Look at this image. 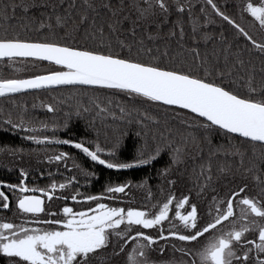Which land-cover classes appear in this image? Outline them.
<instances>
[{
    "label": "snow or ice",
    "instance_id": "1",
    "mask_svg": "<svg viewBox=\"0 0 264 264\" xmlns=\"http://www.w3.org/2000/svg\"><path fill=\"white\" fill-rule=\"evenodd\" d=\"M207 3L220 17L232 24L239 34L264 52V43L258 44L240 23L227 16L213 0H207ZM11 7L15 9L16 5L13 4ZM52 7L55 9L57 5L53 4ZM74 7L76 5L73 0H69L67 11L55 17L57 25L67 27ZM129 7L132 11H125ZM176 7L183 9L184 5L179 3ZM24 8L27 10L28 5H24ZM172 8L173 5L168 0H151L144 3L134 0L131 6L124 4L123 0H119L118 3L114 0H101L100 3L88 0L87 7L80 11L72 29L65 35L83 27L86 38L91 36L92 39H96L97 34L99 35L97 45L94 47L81 46L75 42L70 44L61 40H33L21 38L19 35L0 36V58H8L9 61L16 57L39 58L54 62L62 69L19 79L0 78V94L63 84L106 86L109 89L126 90L127 94L134 98H149L151 101L164 102L165 106H182L191 110L192 113L198 114L194 126L202 128L205 136L213 131H223L229 137L232 134H239L241 138L252 143L264 145V79L257 88L253 87L256 83L254 71L240 75L245 61L240 58L239 50L232 65L228 64L226 54L223 70L215 66H205L202 74L191 68L161 63L158 56H152L148 60L139 58L141 51L148 53L152 51L144 47L143 32L147 25L156 23L154 18L157 12L166 17ZM7 9L8 5H5L2 13L5 19H8ZM244 10L250 12L264 28V5L254 4L249 0L242 8V11ZM128 23L131 26L125 27ZM48 27L51 28L52 25L49 24ZM138 30L141 33L138 41H126L122 38L123 33L135 38ZM180 34L183 35V29ZM157 35L158 33H148L150 38ZM112 36H115L121 48L118 53L112 50ZM134 44L138 45L135 56L132 55ZM105 45L106 48L103 47ZM125 47L127 53L123 51ZM164 54L167 55V49ZM199 56L197 49L194 57ZM203 63L207 65L206 60ZM237 64L239 68L236 67ZM229 78L231 83L225 84L224 80ZM242 80L247 84V91L239 87ZM47 107L51 109L53 106L49 104ZM13 127L19 129L26 128L27 125L21 120ZM121 136H117L111 145L105 148H101L97 143L96 150L87 146L85 142L75 140L64 142L75 145L92 161H98L113 169L148 164L167 146L157 144L155 147H149L145 141L138 146L136 158L130 162L102 159L98 153L116 155L121 145ZM29 139L47 142L56 141L57 137L31 136ZM68 155L65 152L55 158L59 160ZM179 157L178 150L172 153L174 162ZM261 159L264 160V155ZM82 171L86 175H92L86 169ZM20 172L24 176L27 175L24 169ZM210 178L209 175L206 179ZM72 179L75 180L76 177ZM67 183L53 182L47 189L40 188L39 192L42 194L46 192L47 197L51 198L54 195L53 189L57 187L63 189ZM5 184L6 181L0 180V185ZM7 186L14 191L19 189L17 203L22 214L35 215L44 212L43 195L24 194L26 191H36L35 188L29 189L23 180L19 184ZM126 187V184L121 183L107 191L123 193ZM245 191L246 186H238L226 198L225 206L217 205L215 215H211L213 209H209L210 218L203 223H198V208L195 203L189 201V196L183 195L182 198H178L173 219L179 218L183 224V231L176 230V226L171 222L168 230L162 227V222H168L169 208L173 204L172 195H169L162 204H154L152 208L130 206L125 210L124 207L97 202L103 199L102 193L95 196L81 194L80 200L90 202L94 207H85L77 212L65 204L61 209L63 216L50 221L54 227L34 226V223H41L39 220L26 222L23 226L0 220V255L4 256L7 264H91V258L96 257L98 252L106 255L107 246L111 245L112 255H116L123 251L124 245L133 241L131 250L127 252V264H157L148 256V249L155 241L178 238L179 241L192 245L180 249L190 259H182L178 264H264V203L245 194ZM233 197H236L241 205L238 219L245 223L237 226V219H233L232 226L224 228L221 222L233 217ZM8 199V195L0 190V208H9ZM71 200L77 201V195L72 194ZM186 202L190 203V210L181 211ZM134 226L144 228L160 226V231L156 235H151L142 230H135ZM250 229L254 237L258 233V242L256 238L250 240L246 238ZM163 250L162 247L159 249L161 252ZM169 264L177 262L173 260Z\"/></svg>",
    "mask_w": 264,
    "mask_h": 264
},
{
    "label": "trees",
    "instance_id": "2",
    "mask_svg": "<svg viewBox=\"0 0 264 264\" xmlns=\"http://www.w3.org/2000/svg\"><path fill=\"white\" fill-rule=\"evenodd\" d=\"M69 0H0V36L19 35L33 40H61L94 47L96 39L84 35V28L69 33L80 11L87 7L88 0H73L76 5L67 27L57 25L55 17L67 11ZM100 3L101 0H96ZM119 2V0H114ZM131 6L134 0H123ZM141 3L151 0H140ZM173 5L165 17L157 12L155 24H148L143 32L144 47L151 53L141 51L139 58L148 60L152 56L161 58V63L170 66L191 68L201 74L205 66L224 69V57L232 65L237 50L245 61L243 71H254L259 88L264 79V52L252 45L232 24L220 17L207 3V0H168ZM213 2L236 20L257 41L264 43V28L247 10L242 8L249 0H213ZM254 4L264 5V0H251ZM182 3L183 9L176 7ZM15 4L13 9L11 5ZM57 7L54 9L52 5ZM8 5V19L3 9ZM24 5H28L25 10ZM125 11H132L129 7ZM110 13H102V15ZM161 21H163L161 23ZM51 24L52 27H48ZM130 23L125 27H130ZM181 29L183 35L181 36ZM107 32V28H105ZM158 33L150 38L148 33ZM126 41H138L141 33L133 38L123 33ZM107 40L108 37L106 36ZM103 47H107L106 45ZM133 45L132 55L137 53ZM167 49V55L164 54ZM200 56L194 57L195 50ZM113 52H120L115 36H112ZM127 53V47L123 49ZM218 58V63H217ZM207 61V65L203 61ZM237 68L240 66L237 64ZM62 70L48 62L33 59L0 60V78L19 79L46 71ZM211 71V67L209 68ZM215 75V73H213ZM231 83L230 78L224 80ZM239 87L247 91L245 81ZM53 107L49 109L47 105ZM123 109V111H122ZM197 116L174 107L165 106L148 98L129 96L126 90L109 89L99 86H64L39 91L17 93L0 97V180L12 170L24 169L28 172L47 170L52 176H91L97 178L96 192L103 191L104 180L110 181L111 188L124 183L127 190L133 187H153L158 195L172 193L188 195L201 211L225 206L226 198L238 186L245 187V194L264 203V145L223 131H213L205 136L202 128L195 127ZM21 120L26 128L16 129L13 125ZM11 121V123H9ZM122 134V136H121ZM31 136H55L56 141L31 140ZM121 136V145L115 156L107 152L98 153L102 159L117 162H130L136 158L137 148L145 141L149 147L166 144L160 155L150 163L126 169H109L83 157L82 150L67 140L85 142L96 150L111 145ZM170 142V143H169ZM179 151L177 161L172 153ZM67 152L68 157L56 159ZM78 167V169H75ZM167 169V171H165ZM249 169H252L249 171ZM210 179H206L209 177ZM238 200L234 197V202ZM2 214L0 213V216ZM3 255H0V257ZM4 257V256H3ZM2 263V259L0 258Z\"/></svg>",
    "mask_w": 264,
    "mask_h": 264
},
{
    "label": "flooded vegetation",
    "instance_id": "3",
    "mask_svg": "<svg viewBox=\"0 0 264 264\" xmlns=\"http://www.w3.org/2000/svg\"><path fill=\"white\" fill-rule=\"evenodd\" d=\"M255 36H261V38L264 40V36L257 34L256 30H253ZM83 157L89 158L91 161L92 159L88 157L86 154H81ZM96 162L97 164L101 166H105L104 164H101L98 161H92ZM75 169H78V167H75ZM26 176H24L20 171L18 170H12L5 176H3L6 179H1L3 181H6L7 184H19L21 180H23L28 186L29 189L35 188L36 191H26L25 195H43V204H44V212L40 214H22L21 210H19L18 203H17V196L19 195V189H16L15 191L8 187L7 184L0 185V190L4 191L9 199L8 209H2L0 210V213L2 214L0 216V220H6L7 222L21 225L23 226L26 222H34L36 220H39L41 223L35 224L34 226L38 227H54L50 223V221L59 219L63 216V213L61 212V209L64 207L65 204L70 205L73 207L74 211H81L85 207H94V205L90 202L81 201L80 195L81 194H87V195H93L95 196L98 193L103 194V199L97 202H102L105 204H108L110 206H120L124 207L125 210L127 207H141V208H152L154 204H162L169 195L173 196V204L170 205L169 208V217L167 218L168 222H162V227L164 230H168L169 228V222L173 223L176 226V230L183 231V224L179 221V218L174 217L175 212V203L178 198H182V194H176L172 193L169 195H158L153 191V187H148L149 189H144L143 187H133L131 188V191L127 190V187L125 188L123 193H111L107 190L111 188L110 181L104 180V189L103 191L96 192V181L97 178L93 175L91 176H76V179L73 180L72 178L75 176H52L47 173V170L43 168V170L36 171V172H28ZM68 182L65 186V188L61 189L59 187L53 189L54 195L49 198L47 197L46 192L41 193L39 192L40 188L47 189L53 182L59 184V183H65ZM76 194L77 195V201L71 200V195ZM189 201L193 203L190 199ZM234 201V197H233ZM185 209L190 210V203H185L184 206H182L181 211H184ZM240 209L241 205L239 203V200H236L234 202V209H233V217L229 218L228 221H222L221 224L224 226V228H229L232 226V220L237 219V226L240 224L245 223V221L238 219L240 217ZM158 210V209H156ZM211 215H215V212L212 211ZM210 218L209 211L204 210L201 211L198 209V223H203L204 221L208 220ZM251 219V216L249 217V220ZM43 222H49V223H43ZM122 227V226H121ZM135 230L137 231H145L148 234L156 235L160 231V226H152L151 228H144V226H134ZM211 233V230H209ZM129 234H131V230L129 231ZM247 239H253L256 238L258 242V233L255 234V237L251 234V229L249 230V233L246 236ZM133 241H129L127 245H124V249L121 252H118L116 255H112L113 249L112 246H107L106 249V255L99 253L96 257L91 258V264H127V252L131 250V245ZM163 248V252L159 251L160 248ZM182 247H192L190 244H185L184 242L179 241L178 238H166L162 240L155 241L154 245L151 246L148 249V256L151 258V260L157 262V264H169L170 261H176L177 264L182 259H190V257H187L185 254H183L180 249ZM254 248V246H253ZM255 257V252L253 253V261ZM2 259L1 264H7V261L3 256L0 257Z\"/></svg>",
    "mask_w": 264,
    "mask_h": 264
},
{
    "label": "water",
    "instance_id": "4",
    "mask_svg": "<svg viewBox=\"0 0 264 264\" xmlns=\"http://www.w3.org/2000/svg\"><path fill=\"white\" fill-rule=\"evenodd\" d=\"M4 59H8V58H0V60H4ZM15 59H33V60H40L39 58H31V57H28V58H25V57H16ZM40 61H44V62H48L46 60H40ZM50 64H54V62H48ZM56 66V65H55ZM60 67V66H58ZM64 86H99V85H82V84H63V85H53V86H45V87H41V88H31V89H22V90H19L15 93H6V94H0V97L2 96H7V95H13V94H17V93H25V92H32V91H39V90H43V89H51V88H58V87H64ZM99 87H105L107 88L106 86H99ZM149 99V98H148ZM160 104H163L164 105V102H158ZM169 107H174V108H178V109H181V110H185L187 112H191V110L189 109H184L182 108V106H173V105H169ZM193 115L195 116H198V114H194L192 113ZM232 135H235L237 137H240L239 134H232ZM241 138V137H240ZM247 140V139H246ZM3 208H0V210H2ZM1 264V263H0Z\"/></svg>",
    "mask_w": 264,
    "mask_h": 264
},
{
    "label": "bare ground",
    "instance_id": "5",
    "mask_svg": "<svg viewBox=\"0 0 264 264\" xmlns=\"http://www.w3.org/2000/svg\"><path fill=\"white\" fill-rule=\"evenodd\" d=\"M106 168H109L108 166ZM109 169H113V168H109Z\"/></svg>",
    "mask_w": 264,
    "mask_h": 264
}]
</instances>
